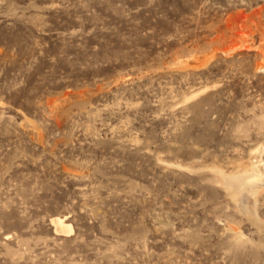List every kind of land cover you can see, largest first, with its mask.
<instances>
[{
  "label": "rangeland",
  "instance_id": "obj_1",
  "mask_svg": "<svg viewBox=\"0 0 264 264\" xmlns=\"http://www.w3.org/2000/svg\"><path fill=\"white\" fill-rule=\"evenodd\" d=\"M0 264H264V0H0Z\"/></svg>",
  "mask_w": 264,
  "mask_h": 264
},
{
  "label": "bare ground",
  "instance_id": "obj_2",
  "mask_svg": "<svg viewBox=\"0 0 264 264\" xmlns=\"http://www.w3.org/2000/svg\"><path fill=\"white\" fill-rule=\"evenodd\" d=\"M259 175L254 173V172H251V173L247 172L246 174L238 175V176H235L232 178H228L227 180L231 182L230 184H232V186H239V185L241 186V185H244L246 183L247 184H249V183L253 184L255 182H258V181H260L259 180L260 178L263 180V178L261 177V174H259ZM54 223L56 225V230L58 232L68 233L72 230V228L69 225H66V223L64 222L63 219H60V220L54 219Z\"/></svg>",
  "mask_w": 264,
  "mask_h": 264
}]
</instances>
